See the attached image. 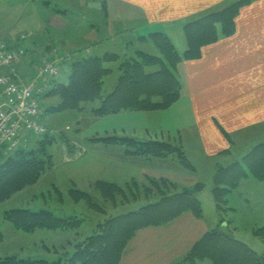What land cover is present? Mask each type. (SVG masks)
Returning <instances> with one entry per match:
<instances>
[{
	"label": "crops",
	"instance_id": "obj_1",
	"mask_svg": "<svg viewBox=\"0 0 264 264\" xmlns=\"http://www.w3.org/2000/svg\"><path fill=\"white\" fill-rule=\"evenodd\" d=\"M56 1L64 4L72 2L77 12H83L88 16L81 15L80 18H89V15L93 18L82 22L69 17L68 10L56 11L50 20L44 24L40 23L39 28L30 31L33 34L41 30L49 33L46 44L42 43L44 47L59 41H56L52 33L60 30V32L66 30V36L83 30L84 35H87L85 38L91 42L98 41V34L105 32L109 34L107 40L102 39L101 47H94L91 52L95 51L100 55L97 50L106 48L109 51L117 47L121 49V54L130 57L137 49L153 52L151 41L146 43L141 38H149L151 34L157 32L166 34L177 51L183 54L189 49L187 25L205 17V10L219 0ZM49 3L52 2L47 0V5ZM80 25L82 30L72 29ZM170 32H181L185 35L186 43L182 53L173 42ZM217 33L214 41L201 47L200 56L184 59L178 64L177 74L182 89L177 102L166 109L122 111L103 116L130 113L132 118L130 121L111 124V128L105 130L103 135L96 133L87 137L85 141L77 142L76 145L70 146L71 151L66 149L62 160L57 162L53 170L56 171L59 180H62L69 189L71 188L67 182L73 181L75 188L87 192H92V187L96 190L99 182L126 185L138 180L142 182L139 189H148V194L152 196L145 195L143 206H146L159 198L160 191L152 185V180L171 181L180 186L179 188L193 187L194 183L192 185L181 183L180 173L186 175V178L189 177V173L195 175L198 172L190 170L183 173L184 167L183 165H181L183 168L180 167L179 159L175 156L137 157L127 153L125 149L122 150L118 145L111 146L95 139L117 135L142 141H162L181 146L186 154L191 153L185 147L192 144L189 148L191 152L200 153L208 161L219 162L222 158H227L221 150L224 146H233L229 145L230 140H234L235 144L238 142L245 145L241 148L240 154L229 155L233 161L242 159L243 153L246 152L245 148L248 150L264 142V0H256L240 9L233 28L218 26ZM41 42L42 40L36 42L38 47ZM151 69L149 68V71ZM65 76L67 77V74ZM250 145L252 147H247ZM172 163L179 168L174 170ZM221 163H215L213 171L208 173L213 175L220 165H229L228 160ZM255 183L259 184L251 178L248 184L240 186V190L248 188L250 192H254ZM246 200L245 202H251L252 199ZM214 207L217 211L215 200ZM55 215L63 218L56 213ZM217 215L220 216L218 212ZM220 220L215 218L213 222L208 221L204 211L201 218L192 212H186L166 224L142 228L124 249L119 264H177L197 241L221 224ZM37 231L43 230L32 233ZM67 252L68 250L64 252V256ZM207 260L202 264H206Z\"/></svg>",
	"mask_w": 264,
	"mask_h": 264
},
{
	"label": "trees",
	"instance_id": "obj_2",
	"mask_svg": "<svg viewBox=\"0 0 264 264\" xmlns=\"http://www.w3.org/2000/svg\"><path fill=\"white\" fill-rule=\"evenodd\" d=\"M254 1L256 0H238L225 9L189 23L186 32L189 49L183 54L177 51L166 34L157 32L151 34L149 38H141L146 43L151 41L153 52L137 49L130 57L123 54H105L102 57L92 53L83 56L79 61L66 62L72 66L67 77L60 79L57 77L59 74L54 76V80L52 78L49 81L41 95L45 113L77 110L81 103L95 101H100L101 104L99 107H93L92 112L101 117L122 111H148L171 107L179 100L182 89L177 74L178 64L184 59L200 56L201 47L216 39L218 26L233 28L234 15L244 5ZM192 26L197 27L191 29ZM32 35L34 34L30 32L14 43H0L6 44L12 50L22 49L27 53L28 50L23 47V43ZM25 57L23 56V59ZM107 63H118L119 76L118 80L112 83V87L108 79L114 70L107 68ZM149 68L152 69L149 71ZM106 86L108 89L105 90ZM39 138L41 137H38L34 146L20 149L8 157L0 156V203L31 185L51 168L53 156L48 153V147L53 145L56 139L50 132ZM95 140L105 144H123L129 154L140 157L177 156L187 169L191 171L195 169L181 148L167 142L115 136ZM247 178L264 184V143L254 146L241 160L220 166L215 172L212 177V192L219 214L224 205L228 204V196L232 192L236 190V196L241 195V183ZM152 185L160 191L157 200L136 211L115 216L105 225H99L96 232L83 240L66 261L62 257L54 264H119L124 249L140 229L166 224L186 212H192L198 218L203 216L202 202L199 198V193L205 187L203 183L189 188H179L171 181L153 180ZM98 189L102 196L113 199L120 193L121 188L114 184L100 183ZM79 196L92 200L91 195L86 193L79 192ZM223 217L220 220L221 224L208 231L177 264H199L206 259L211 260L213 264H264V256L234 237L228 228L225 229L229 223L224 221ZM4 219L12 223L15 229L27 233L45 229L65 230L68 226H76L81 222L78 218H60L52 210L45 208L15 209L6 212ZM2 240L3 235L0 231V241ZM0 264H49V262L8 256L0 258Z\"/></svg>",
	"mask_w": 264,
	"mask_h": 264
},
{
	"label": "rangeland",
	"instance_id": "obj_3",
	"mask_svg": "<svg viewBox=\"0 0 264 264\" xmlns=\"http://www.w3.org/2000/svg\"><path fill=\"white\" fill-rule=\"evenodd\" d=\"M50 1L52 3L47 5V0H0V42H16L21 36L29 34L33 29L39 28L40 23L44 24L46 21L50 20L56 11L68 10L70 12L68 13L69 17H73V19L82 22L89 18H93L91 15H89V18H80L82 17L81 15L87 16V14L77 12L74 6H72V2L64 4L56 0ZM236 1L238 0H219L213 4L211 8L205 10V14L208 16L209 14L218 12L219 10L232 5ZM248 5H244L242 8ZM239 13L240 9L233 17L234 23L235 18ZM83 28L86 30L85 27ZM72 29L80 30L81 25L73 27ZM60 31L52 33L56 38V41H59L49 43V47H44V45H42L43 42L46 44L49 39V33L44 30L29 36L27 39L23 37V39H26V42L23 43V47L28 50V52L24 54L26 57L25 59H22L23 65H20L22 67L19 69L20 80L23 83H36L46 86L50 83L49 81L52 78V80H54V76H57V74H59L57 77L63 79L65 74L68 75V73L72 70L71 64L67 65L66 62H70L71 60L79 61L83 58V56L92 54V48L101 47L100 45H102V39L107 40V36L109 35L108 33L100 32L98 34V41L91 42L85 38L87 35H84V32H82L83 30L80 33L67 36L65 33L66 30L63 32ZM170 35L173 42L182 53L186 43L185 35L181 32H170ZM41 40L42 42L38 47V43ZM33 46L35 48H33ZM97 51L102 57L105 54H121V49L119 50L117 47L116 49H110L109 51H107L106 48ZM96 53L97 52L95 51L93 52V54ZM106 66L107 68L114 70L113 75H111L108 79L112 85V83L119 76L118 63H107ZM49 69H54L52 74ZM108 81L106 82V85H108ZM106 89H108L107 86L105 90ZM100 104V101L81 103L80 108L77 110H65L61 112L49 111L45 113V124L50 130V135L56 139L55 143L48 147V153H51L54 159L53 164L51 168L41 174L39 179L31 183V185H28L23 190L12 194L5 202L0 203V224L1 232L3 234V242L0 241V258H4L6 256H18L21 259L46 260L50 264H54V262L59 261L60 254H62V257L66 261L68 256L74 253L83 240L96 232L99 225H105L111 220V218L136 211L145 205V195L148 197L150 195L148 194V189H139L142 182H139L138 180H133L131 183L126 185L114 184L121 188L120 193H118L115 198L109 199L105 198L104 195L102 196L98 189V184L103 183L107 185L108 183L99 182L96 185V190L92 187V192H87L75 188V184L72 181L67 182L71 188L69 189L67 185L63 184L62 180H59L56 175V171H53L57 162L62 160L66 149L71 151L69 146L76 145L77 142L82 140L85 141L87 137L94 136L96 133L103 135L105 130L111 128V124H119L124 122V120L130 121L132 118L131 115H129L130 113H126L121 116H96L91 110L93 107H99ZM114 136L120 137L117 135ZM36 140H38V138L33 137L29 143V147L34 146ZM230 141L229 145L231 144L233 146L223 147L221 153H224L223 155L227 158H222L220 162L217 160L208 161L200 153L191 152L189 148L192 144H188L187 147H185L191 154H186L181 146H177L185 152L194 164V170L198 172V174L195 173V175H193L194 173H189V177L186 178V175L180 173L181 178L179 179L181 183L189 185L194 183V186L203 183L205 187L200 194V200L202 202L206 219L213 222L215 218L221 219L224 215L223 220L229 223L228 227H225V229L228 228L234 237L249 245L254 251L259 253V255L264 256L263 183H255L254 187L256 191L254 192H250L248 188H243V191L240 190L241 195L239 197L236 196V190L232 192L228 196V204L224 205L223 210L221 211L222 216L218 217L217 211L214 207L212 177L215 173H213V175L209 174L214 169L213 165L221 162V164H223L227 160L229 164L236 162L237 160H231L229 155L234 156V153L240 154L241 148L245 146L238 142L235 144L234 140ZM109 145H118L122 150L125 149L128 153V150L123 144L111 143ZM247 147L252 146L250 145ZM253 148L254 146L252 148H248L249 151L245 148L246 152L243 154L246 155ZM230 151L232 152L227 154ZM179 162L181 167L182 163L180 159ZM183 167V173H187L188 171L190 172V170L185 166ZM172 168L176 170L179 167L178 165L172 163ZM248 180L249 178L243 180L241 184H248ZM81 189H85V187H81ZM76 192L78 193V196ZM79 192L93 195L94 198H92L91 201L86 200L85 198H81L79 196ZM234 195L235 197H233ZM246 198L252 199L251 202H245L247 201ZM46 204L48 206H46ZM235 206H238V208H235ZM24 208L32 210H40L43 208L49 210L52 209L54 213L63 218H78L82 222L78 223L76 226H68L65 230L48 231L49 229H45L35 233L17 231L12 223L4 219V215L6 212ZM103 227L104 226H102V228ZM54 231H58L62 234ZM43 242L46 244H43ZM63 248L65 249L63 250ZM67 250L68 253L64 256V252ZM202 262L200 261L199 264H202ZM206 264H212V262L208 259Z\"/></svg>",
	"mask_w": 264,
	"mask_h": 264
},
{
	"label": "built area",
	"instance_id": "obj_4",
	"mask_svg": "<svg viewBox=\"0 0 264 264\" xmlns=\"http://www.w3.org/2000/svg\"><path fill=\"white\" fill-rule=\"evenodd\" d=\"M25 52L0 43V156L29 147L33 137L48 133L41 101L42 84L23 83L19 68ZM51 70V74L54 69ZM50 72V71H48Z\"/></svg>",
	"mask_w": 264,
	"mask_h": 264
}]
</instances>
